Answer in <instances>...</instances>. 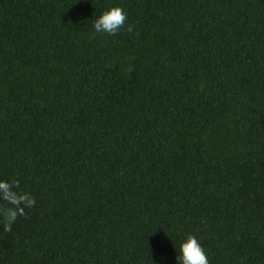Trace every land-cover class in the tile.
<instances>
[{"label": "trees", "instance_id": "1", "mask_svg": "<svg viewBox=\"0 0 264 264\" xmlns=\"http://www.w3.org/2000/svg\"><path fill=\"white\" fill-rule=\"evenodd\" d=\"M13 179L36 204L0 264H179L189 235L264 264V0H0Z\"/></svg>", "mask_w": 264, "mask_h": 264}, {"label": "clouds", "instance_id": "2", "mask_svg": "<svg viewBox=\"0 0 264 264\" xmlns=\"http://www.w3.org/2000/svg\"><path fill=\"white\" fill-rule=\"evenodd\" d=\"M127 15L121 7H111L103 12L94 22V33H106L115 36L125 25ZM127 31H132V26L127 27ZM19 180L0 181V217L3 218L5 232H11L12 226L18 218H27L26 209L35 207L36 201L27 192L18 191ZM148 246V245H147ZM179 264H209V259L194 236L189 235L179 246V255L176 256Z\"/></svg>", "mask_w": 264, "mask_h": 264}]
</instances>
